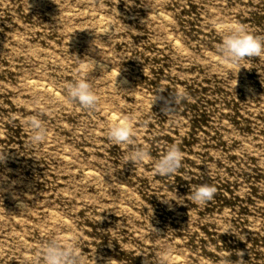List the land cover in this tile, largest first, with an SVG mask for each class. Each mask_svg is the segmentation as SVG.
I'll use <instances>...</instances> for the list:
<instances>
[{
  "label": "rangeland",
  "instance_id": "1",
  "mask_svg": "<svg viewBox=\"0 0 264 264\" xmlns=\"http://www.w3.org/2000/svg\"><path fill=\"white\" fill-rule=\"evenodd\" d=\"M216 21L264 39V0H0V264H44L53 240L80 264H264V54L223 67ZM78 78L95 106L67 95ZM173 145L181 167L157 174Z\"/></svg>",
  "mask_w": 264,
  "mask_h": 264
},
{
  "label": "clouds",
  "instance_id": "2",
  "mask_svg": "<svg viewBox=\"0 0 264 264\" xmlns=\"http://www.w3.org/2000/svg\"><path fill=\"white\" fill-rule=\"evenodd\" d=\"M214 27L221 39L217 46V51L220 55L219 63L223 67H235L240 64L246 57L259 56L264 54V39H261L248 28L238 24H227L222 21H216ZM67 95L82 106L92 107L97 102V97L92 89L91 83L86 78H78L67 86ZM185 96L183 89H177L170 93V97L166 100L164 111L168 114L173 105L178 104ZM157 96L153 103L158 99ZM30 135L29 142L32 144L42 143L46 136L47 130L39 119L33 118L29 122ZM108 138L116 145H125L131 143L134 135L133 124L130 118H120L114 120L107 131ZM149 159L148 153L142 148H134L129 151L126 156L127 162L131 161L134 165L143 163ZM183 160L182 152L175 145L170 146L166 152L154 162L155 172L159 175L166 176L174 174L181 167ZM215 188L201 184L191 188L190 195L186 198L193 203L203 204L213 198ZM158 198H160L158 196ZM161 199V198H160ZM185 196H180L176 193L168 194L161 199L162 202L172 206V201L177 204H183L182 200ZM23 206V205H22ZM75 237L73 240L75 241ZM42 256L44 264H80L81 257L77 253L73 245H61L56 241L46 243L42 248ZM162 259H169L165 256ZM109 264V262H108Z\"/></svg>",
  "mask_w": 264,
  "mask_h": 264
},
{
  "label": "bare ground",
  "instance_id": "3",
  "mask_svg": "<svg viewBox=\"0 0 264 264\" xmlns=\"http://www.w3.org/2000/svg\"><path fill=\"white\" fill-rule=\"evenodd\" d=\"M108 70H109V69H108ZM110 72H111V71H110ZM49 90H50V89H49ZM109 115H110V114H109ZM111 116H112V115H111ZM116 116H117V115H116ZM118 116H119V115H118ZM113 118H114V120L117 119L115 116H114ZM89 173H90V172H89ZM176 264H181V263L177 261Z\"/></svg>",
  "mask_w": 264,
  "mask_h": 264
}]
</instances>
